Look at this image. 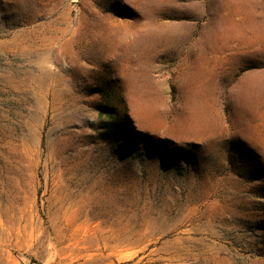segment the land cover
<instances>
[{"label": "rangeland", "instance_id": "obj_1", "mask_svg": "<svg viewBox=\"0 0 264 264\" xmlns=\"http://www.w3.org/2000/svg\"><path fill=\"white\" fill-rule=\"evenodd\" d=\"M0 264H264V0H0Z\"/></svg>", "mask_w": 264, "mask_h": 264}, {"label": "bare ground", "instance_id": "obj_2", "mask_svg": "<svg viewBox=\"0 0 264 264\" xmlns=\"http://www.w3.org/2000/svg\"><path fill=\"white\" fill-rule=\"evenodd\" d=\"M123 247V246H122Z\"/></svg>", "mask_w": 264, "mask_h": 264}]
</instances>
